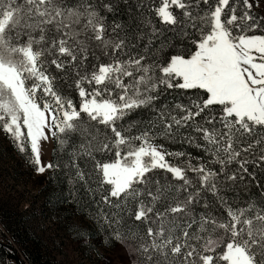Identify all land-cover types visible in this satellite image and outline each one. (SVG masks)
I'll list each match as a JSON object with an SVG mask.
<instances>
[{
    "label": "snow or ice",
    "instance_id": "6c2138e0",
    "mask_svg": "<svg viewBox=\"0 0 264 264\" xmlns=\"http://www.w3.org/2000/svg\"><path fill=\"white\" fill-rule=\"evenodd\" d=\"M262 3L0 0V130L128 264H264Z\"/></svg>",
    "mask_w": 264,
    "mask_h": 264
},
{
    "label": "rangeland",
    "instance_id": "374dc122",
    "mask_svg": "<svg viewBox=\"0 0 264 264\" xmlns=\"http://www.w3.org/2000/svg\"><path fill=\"white\" fill-rule=\"evenodd\" d=\"M255 11L264 16V3ZM52 148L53 140L42 142L44 162H52ZM45 174L37 175L16 150L8 134L0 130V240L13 244L24 264H128L125 248L114 240L106 246L102 240L93 239L89 232L90 220L77 210L69 217L66 226L52 217L41 193L44 185L41 178ZM6 210L15 214L8 218L10 222L7 224H20V231L27 233L24 246L33 252L38 248L42 260H26L23 245L17 242L3 220L2 214ZM78 231L88 234L87 242L78 237Z\"/></svg>",
    "mask_w": 264,
    "mask_h": 264
},
{
    "label": "trees",
    "instance_id": "16d2710c",
    "mask_svg": "<svg viewBox=\"0 0 264 264\" xmlns=\"http://www.w3.org/2000/svg\"><path fill=\"white\" fill-rule=\"evenodd\" d=\"M256 8H254V12L258 15L261 16L259 12L255 11ZM78 101V98H77ZM128 120H134L137 119V114L133 113L132 116L127 118ZM11 140V139H10ZM12 141V140H11ZM160 143H164L165 146L169 149V150H180L181 148H183V150L190 152L192 155H199V153L197 152V150L195 148H190L187 145H180V144H172L169 143L167 141L164 140H160L158 141ZM13 143V142H12ZM14 145V144H13ZM15 147V145H14ZM57 147V141L53 140V148H52V162L55 163L58 159V154L55 151ZM16 148V147H15ZM17 150V148H16ZM18 151V150H17ZM19 152V151H18ZM20 153V152H19ZM21 155V154H20ZM23 157V159H26L25 155H21ZM61 159H67V157H63ZM171 160V158H169ZM183 159V158H181ZM174 163H179L180 161H172ZM81 167H85V170L88 171L91 168V165L89 164L88 166H85V164L83 163V161H81ZM62 171L63 169L57 170V171H48L43 178H41V180L43 181V187L41 188V193L43 195V198L45 200V206H48V208L50 209V214L52 215V217L56 220L60 221V224L63 226H66L67 221L69 220V217L72 216V213L74 211H78L82 214V216H84L85 218H87L88 220H90L91 223V228H90V236H92L93 239H98V240H102L104 241V229L100 228L89 216V212L88 209L81 203V204H77L74 202V199L72 196L67 195V189H68V185L66 182V177H64L62 175ZM251 171V169H250ZM249 179V184H250V188L248 191L245 190H241V195L246 197L247 195H249L250 193H257L258 194V189L255 186V181H252L251 178ZM257 179L260 180V184L261 187H264V173H257ZM57 182H59V188H57ZM59 191L62 194H65L63 196L64 199V203L62 204H58V205H54V203H50L49 202V196L50 194ZM83 192V189H81V193ZM12 210H6L3 212L2 216L4 217V222L5 224H7L9 221L8 218H13L12 216H15V214L11 215ZM6 220V221H5ZM20 224H7L8 227H10L12 234L14 236V238L17 240V242L19 241L22 246L23 251L25 252V257L26 260H31V261H40L42 260L43 255L41 254V252H38V248H37V252H33L28 250V248L25 245V235H27V233H22V231H20L19 227ZM36 237V236H35ZM36 239V238H34ZM39 245V244H38ZM21 257L18 255L17 251H16V247L9 243V244H5L4 242H2L0 240V264H24V261L22 260V262H20Z\"/></svg>",
    "mask_w": 264,
    "mask_h": 264
},
{
    "label": "water",
    "instance_id": "95a60500",
    "mask_svg": "<svg viewBox=\"0 0 264 264\" xmlns=\"http://www.w3.org/2000/svg\"><path fill=\"white\" fill-rule=\"evenodd\" d=\"M20 262H22V260H20Z\"/></svg>",
    "mask_w": 264,
    "mask_h": 264
}]
</instances>
